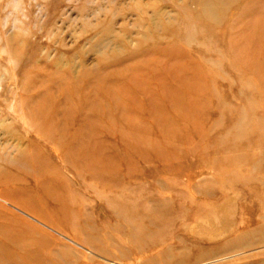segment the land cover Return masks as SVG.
<instances>
[{
    "label": "rangeland",
    "instance_id": "rangeland-1",
    "mask_svg": "<svg viewBox=\"0 0 264 264\" xmlns=\"http://www.w3.org/2000/svg\"><path fill=\"white\" fill-rule=\"evenodd\" d=\"M260 226L264 0H0V264H264Z\"/></svg>",
    "mask_w": 264,
    "mask_h": 264
},
{
    "label": "bare ground",
    "instance_id": "bare-ground-1",
    "mask_svg": "<svg viewBox=\"0 0 264 264\" xmlns=\"http://www.w3.org/2000/svg\"><path fill=\"white\" fill-rule=\"evenodd\" d=\"M225 7V6H224ZM212 16H213V18H214V16H215V13H212ZM165 216V215H164ZM251 234H256L257 236H255V237H257V240L255 241V242H251V241H247L246 242V239L242 242V245L244 246V245H253V244H255V243H259V244H261V243H264V226H260L259 227V229H257V230H255V231H253L252 233H250V235ZM249 235V234H248ZM247 236V235H246ZM243 237H245V236H243ZM242 237V238H243ZM70 241L72 242V243H76L73 239H70Z\"/></svg>",
    "mask_w": 264,
    "mask_h": 264
}]
</instances>
